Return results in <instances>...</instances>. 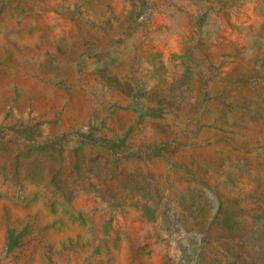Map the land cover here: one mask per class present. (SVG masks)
<instances>
[{
    "label": "rangeland",
    "instance_id": "1",
    "mask_svg": "<svg viewBox=\"0 0 264 264\" xmlns=\"http://www.w3.org/2000/svg\"><path fill=\"white\" fill-rule=\"evenodd\" d=\"M0 264H264V0H0Z\"/></svg>",
    "mask_w": 264,
    "mask_h": 264
}]
</instances>
